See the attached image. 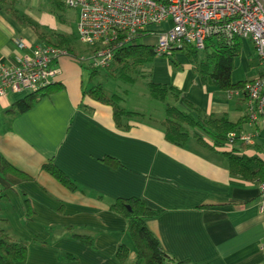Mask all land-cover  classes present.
<instances>
[{
	"label": "crops",
	"instance_id": "1",
	"mask_svg": "<svg viewBox=\"0 0 264 264\" xmlns=\"http://www.w3.org/2000/svg\"><path fill=\"white\" fill-rule=\"evenodd\" d=\"M43 2L15 0L0 9V63L14 64L21 54L19 38L26 43L27 53L43 45L35 32L40 27L35 21L41 19L35 6ZM59 22L64 25L65 18L60 16ZM169 24L152 27L145 44L153 46L157 33ZM63 29L57 32L72 35ZM242 41V55L235 60L232 74L234 84L264 75L260 59L257 72L251 65L253 49L258 57L255 45L247 38ZM180 53L185 55L181 51L173 55ZM166 57H156L153 62L155 83L178 88L206 117H225L232 123L244 120L240 131H253L244 95L240 99L238 94L205 86L192 64L182 60L184 65L177 62L175 66ZM57 64L61 70L57 81L63 90L41 99L31 111L8 113L27 92L0 97V154L35 178L25 181L6 175L0 165V218L7 219L0 222V228L29 242L28 259L16 264H121L116 254L120 244H129L128 225L110 205L132 197L161 213L146 220V226L168 255L190 264L263 263L259 181L233 175L227 158L196 138H190L184 147L168 143L158 125L164 116L157 109L164 112L162 103L149 111L131 110L145 114V119L131 120L129 129L119 128L110 106L83 95L87 88L80 64L69 56L61 57ZM155 102L152 99L149 105ZM255 146L241 151L263 158L264 139ZM107 157L121 166L109 167L104 163ZM49 160L76 182L78 191L66 189L43 170ZM76 231L93 236L95 249L72 239ZM68 255L75 259L67 260Z\"/></svg>",
	"mask_w": 264,
	"mask_h": 264
},
{
	"label": "trees",
	"instance_id": "2",
	"mask_svg": "<svg viewBox=\"0 0 264 264\" xmlns=\"http://www.w3.org/2000/svg\"><path fill=\"white\" fill-rule=\"evenodd\" d=\"M48 1L55 10L66 8L64 0ZM13 3H15V0H0V9H4V6L9 4L13 5ZM10 12L17 18L15 12ZM35 32L39 42L43 45H53L66 51L67 55L65 56L76 60L82 68L88 70L91 79L100 74L101 69H107L111 78L120 79L128 84H135L138 78L147 79L151 98L164 104V116L158 125L163 130L168 143L177 147H184L190 138H196L198 143L205 148L221 152L227 158L233 175L244 181H264V157L259 158L245 154L241 149L249 148L248 145L239 143L230 145L228 139V134L241 132L240 129L244 120L232 123L225 117H206L199 108L183 97L178 88L155 83L152 80V70L146 74L145 70L153 68V62L157 57L154 47L143 43L147 37L152 35L150 31H141L134 40L118 48L112 61L104 68L97 67L91 59H83L82 50L75 44L73 35L59 32L48 34L41 27H36ZM242 48L243 41L241 38L227 39L224 36H215L206 42L205 48L202 50L203 53H201L203 56L201 61H199L201 50L192 45H184L178 51L183 52L195 65V70L205 86H216L225 93H237L240 99H244L243 95L245 96V94L242 91H244L248 82L234 84L232 81L235 60L242 55ZM90 51L89 53H92ZM173 56L168 57L173 65L178 66V63L172 58ZM61 90H63V84L56 81V83L46 88L30 92L24 98L16 101L8 113L11 115L25 114L31 111L41 99L51 97ZM83 95L110 106L115 123L119 128L129 129L131 120L138 119L141 121L145 119V114L128 110L122 105L124 97L107 91L102 85L85 89ZM193 130L194 133H192ZM227 145H230L231 148L224 149ZM104 163L111 168L121 166L119 161L110 157L105 158ZM0 165L6 175H14L25 181H35V178L11 165L1 154ZM43 170L66 189L72 192L78 191L79 187L76 182L65 174L54 163V160H49L44 164ZM0 192L2 193L3 190ZM2 197L0 196V198ZM110 208L114 214L123 217L127 221V231L136 248L135 264H190L187 261H180L168 255L156 236L148 229L146 220L157 217L161 213L150 209L145 201L136 197L120 198L111 202ZM31 214V211H29L28 217ZM0 222L6 223L7 219L0 218ZM69 230L72 232L74 229L70 228ZM71 238L95 249V238L93 236L72 233ZM28 248V241L14 236L7 229L0 228V264L25 262L28 259ZM129 251L128 245H120L116 260L124 264ZM69 259L75 258L68 255L67 260Z\"/></svg>",
	"mask_w": 264,
	"mask_h": 264
},
{
	"label": "built area",
	"instance_id": "3",
	"mask_svg": "<svg viewBox=\"0 0 264 264\" xmlns=\"http://www.w3.org/2000/svg\"><path fill=\"white\" fill-rule=\"evenodd\" d=\"M65 5L80 10V39L92 48L90 59L97 67H107L117 49L141 31L169 21L172 27L156 35L153 47L157 57L172 56L184 45L204 50L206 42L215 36L247 38L255 45L264 67V0H65ZM17 47L21 54L14 64L0 63V97L35 92L56 83L61 73L57 62L66 51L45 44L27 53L22 38L17 40ZM242 93L253 131L232 132L228 139L230 145L255 146L264 139V75L249 81ZM258 208L264 214V181L260 182Z\"/></svg>",
	"mask_w": 264,
	"mask_h": 264
},
{
	"label": "rangeland",
	"instance_id": "4",
	"mask_svg": "<svg viewBox=\"0 0 264 264\" xmlns=\"http://www.w3.org/2000/svg\"><path fill=\"white\" fill-rule=\"evenodd\" d=\"M44 1V4H41L38 6L39 3L36 4V13L40 19V21H35V26H39L48 34H51L52 32H57L58 28L67 30L70 34H72L75 37V44L81 48L82 53L84 55V59H90L91 53L89 51L90 49L87 45L83 44L80 35H79V19H80V10H76L73 8H64V10H55L53 6H51L50 1L48 0H42ZM46 5H49V7H45ZM62 16L65 18V24H61L59 22V18ZM37 22V23H36ZM43 22V23H42ZM47 24V25H46ZM58 26V28L55 27ZM170 27H172V24L170 22ZM145 41V40H144ZM143 41V43H145ZM250 44V43H249ZM254 58L251 59V62L253 61L252 68L256 69L255 72H257L260 68V61L259 58L256 57L255 50L253 49ZM92 52V50L90 51ZM203 51L200 52L199 61L203 59V56L201 55ZM183 54H176L172 58L179 62V64L182 66L184 63L182 60H186L187 64H192L195 66L190 60L186 58ZM167 61H169V58H164ZM180 59V60H179ZM76 61V60H75ZM78 63V62H77ZM79 64V63H78ZM153 71V68H147L145 70L146 74L150 71ZM83 73V82L86 86V88L91 89L93 86L96 85H102L107 91L116 93L122 97H124V100L122 101V105L126 107L128 110H137L139 108H143L145 111H149L150 109H155L159 106H156L158 102H155L152 105H149V101L152 100L149 88H148V80L145 78H138L137 82L135 84H128L120 79L111 78L109 76V71L107 69H101L100 74L96 75L91 79L90 72L84 68H82ZM160 105V104H158ZM156 106V107H155ZM159 114L164 113L163 109H159ZM195 131L193 130L192 133ZM231 148L230 145H227L224 149ZM247 153L252 154V151L249 150ZM86 231H84L85 233ZM75 233L82 234V232L76 231ZM88 234H91L90 232H86ZM86 235V234H85ZM123 244V243H122ZM120 244V245H122ZM119 245V246H120ZM129 255L124 264H135L136 262V248L134 244L132 243L131 239L129 241Z\"/></svg>",
	"mask_w": 264,
	"mask_h": 264
}]
</instances>
